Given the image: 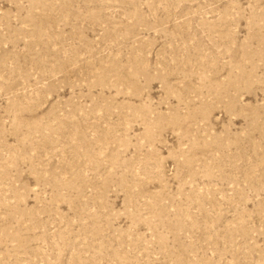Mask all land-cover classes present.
<instances>
[{
    "label": "rangeland",
    "instance_id": "1",
    "mask_svg": "<svg viewBox=\"0 0 264 264\" xmlns=\"http://www.w3.org/2000/svg\"><path fill=\"white\" fill-rule=\"evenodd\" d=\"M0 264H264V0H0Z\"/></svg>",
    "mask_w": 264,
    "mask_h": 264
}]
</instances>
